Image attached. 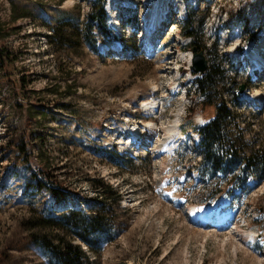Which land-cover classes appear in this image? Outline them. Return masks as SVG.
<instances>
[{
  "label": "rangeland",
  "instance_id": "obj_1",
  "mask_svg": "<svg viewBox=\"0 0 264 264\" xmlns=\"http://www.w3.org/2000/svg\"><path fill=\"white\" fill-rule=\"evenodd\" d=\"M121 3L120 30L110 27L104 8L108 33L102 34L89 18L97 14V0H0L1 22L13 5L17 14L27 12L17 31L0 38L12 59L0 69V264H50L49 252L31 236L55 239L61 230L38 222L68 208L91 212L105 185L119 193L103 199L112 211V240L93 252L63 234L90 264H264V167L257 170L262 178L250 177L233 195L214 193L223 180L203 165L190 136L199 110L186 111L193 98L202 107L190 72L196 46L209 68H222L213 100L223 98L236 116L231 136L242 151L264 157V70L253 79L240 53L235 66L236 41L232 36L222 44L219 33L226 29L214 30L217 23L226 27L225 13L234 12L231 26L244 28V36L255 32V41L264 30V0ZM187 20L195 26V44L184 34ZM237 85L246 88L235 97ZM257 94L260 101L251 104L247 99ZM151 99L155 117L143 108ZM147 120L158 127L150 139ZM133 124L140 127L136 138L128 133ZM171 125L178 133L162 145ZM127 141L137 151L122 148ZM41 146L46 167L55 168L74 196L51 204L29 185L42 164ZM211 218L221 226H208Z\"/></svg>",
  "mask_w": 264,
  "mask_h": 264
},
{
  "label": "trees",
  "instance_id": "obj_2",
  "mask_svg": "<svg viewBox=\"0 0 264 264\" xmlns=\"http://www.w3.org/2000/svg\"><path fill=\"white\" fill-rule=\"evenodd\" d=\"M97 1L100 3L97 14L95 15L91 12L89 18L90 21H94L95 28L100 33L106 34L108 30L104 23L105 14L103 9L105 0ZM14 8V5L11 6V13L6 22L0 21V38L2 36H9L17 31V20L27 15L25 11L17 14ZM243 8L244 6H241L235 12L240 13ZM233 14L234 12L228 15L229 19L234 17ZM194 27L190 20H187L183 26L184 34L191 38L192 44H195L196 41ZM9 57L8 52L4 51L1 46L0 69L4 67L6 61H12ZM221 74L222 68L211 66L194 78L195 89L198 94L203 96L202 107L199 108L203 121L197 127V134L199 147L201 148L202 163L207 165L212 172L218 171L222 173V177L219 180H223V189L216 188L215 192L223 191L224 193L233 194L234 189L244 187V183L249 176L262 178V175L257 174V170L264 167V157L256 150L251 153L242 151L243 149L238 147V139L231 136L230 129L235 127L236 116L223 98H220L216 102L213 100L216 81L220 78ZM19 81L24 83L23 85L26 83L23 78H19ZM208 108L214 109V112L212 110L207 115L208 112L206 110ZM196 109L194 105H189L187 107L188 115L191 116ZM38 113L44 114L43 111ZM45 151L44 146H41L37 151L36 157L42 164L36 172H32L29 175L28 183L32 187L34 186L36 191L43 192L45 196L50 198V203L54 204L59 200L66 199L68 196H74L75 191L70 188L71 185H67L68 182L64 184L63 180L58 179L59 176L54 174L55 168L53 166L47 165L48 167H46L49 160L42 155L45 154ZM15 159L18 161L19 158L15 157ZM8 167V165L4 166L6 171ZM234 171L237 172L234 173ZM227 173L232 174L227 175ZM117 191H113L109 185H105L101 194L97 193L95 196H101V200L98 201L99 207L91 210L89 213L77 208H68L63 210L59 216H53L50 213L48 217L41 218L42 221H39L37 225L56 228L59 231L61 230L62 235L60 233L57 234L55 239L46 237L45 235L31 236L37 244L43 246L49 252L50 264H90V257L80 250L78 244L74 245L67 241L63 234H72L93 252H96V249L100 247L99 243L111 241L115 226L111 218V208L107 206L103 199H108L110 196L118 199L119 193Z\"/></svg>",
  "mask_w": 264,
  "mask_h": 264
},
{
  "label": "bare ground",
  "instance_id": "obj_3",
  "mask_svg": "<svg viewBox=\"0 0 264 264\" xmlns=\"http://www.w3.org/2000/svg\"><path fill=\"white\" fill-rule=\"evenodd\" d=\"M109 1H110V6H109L108 11L110 13L111 21H112V23H118V19H116L114 14L118 10V4L119 3H114L113 6H112L111 5L112 4L111 0H109ZM145 23L146 22H144V25H145ZM148 23H149V21L147 22V24ZM261 47H264V30L261 33H259V35L256 37L255 41L253 43H251L250 46L246 49L247 58L251 59L253 64H260V63L264 62L263 61L264 60V52H263V54L258 55L256 58L253 57L254 56L253 54H254L255 50H257V49H259ZM261 70H263V69H261ZM255 98L257 100H259V101L261 99V97L258 94L251 96L250 99L253 102V101H255ZM143 106H144L143 108L146 107L147 116L149 115L150 111L153 110V111L157 112V109H158L157 102H156L155 99H151V100L145 101ZM132 126L135 128V130H133L134 132H138L139 131V129H140L139 126H137L135 124H133ZM143 126L146 127V134L148 136L147 139H150L151 137H153L155 132L157 131V128H158L153 122H151L149 120H147V122L144 123ZM168 131L170 133H168V135L165 136V139H167V141L162 139L161 140V144L162 145H164L163 144L164 142L168 143V140L170 141L171 138L175 137V135H176V133L178 131V128L175 125H171L170 127H168ZM122 148H130L132 151H137V148L135 146L131 145L130 141H127V143L123 144ZM123 151H127V149H125ZM214 219H218V218H214Z\"/></svg>",
  "mask_w": 264,
  "mask_h": 264
},
{
  "label": "water",
  "instance_id": "obj_4",
  "mask_svg": "<svg viewBox=\"0 0 264 264\" xmlns=\"http://www.w3.org/2000/svg\"><path fill=\"white\" fill-rule=\"evenodd\" d=\"M192 63V70L195 73H203L207 69V61L203 55L202 50L196 49V47H193V57L191 60ZM244 89V85H240L238 90L241 92Z\"/></svg>",
  "mask_w": 264,
  "mask_h": 264
}]
</instances>
